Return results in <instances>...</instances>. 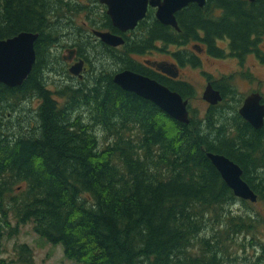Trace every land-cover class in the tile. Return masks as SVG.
Instances as JSON below:
<instances>
[{
  "label": "trees",
  "instance_id": "1",
  "mask_svg": "<svg viewBox=\"0 0 264 264\" xmlns=\"http://www.w3.org/2000/svg\"><path fill=\"white\" fill-rule=\"evenodd\" d=\"M206 1L202 7L221 8L222 16L195 7L188 26L204 27L207 39L227 35L233 49L246 48L252 34L263 33L264 0ZM78 10L72 0H0V38L39 34L28 77L20 86L0 83V250L5 236L31 222L33 232L82 264H233L230 247L246 246L261 253L252 261L245 254L241 264H264L256 235L264 214L253 206L264 207V125L253 131L232 121L237 129L230 131L226 120L182 124L113 83V70L135 67L126 53L134 44L173 42V28L148 15L141 27L151 32L113 56L96 53L101 67L87 82L73 83L65 72L72 83L49 89L42 61L59 34L87 38L69 24ZM33 97L40 100L35 112L15 117L20 102ZM207 152L240 165L256 203L234 195ZM234 203L241 207L234 211ZM18 257L34 264L27 245Z\"/></svg>",
  "mask_w": 264,
  "mask_h": 264
},
{
  "label": "flooded vegetation",
  "instance_id": "2",
  "mask_svg": "<svg viewBox=\"0 0 264 264\" xmlns=\"http://www.w3.org/2000/svg\"><path fill=\"white\" fill-rule=\"evenodd\" d=\"M247 1L249 3L256 2V0L253 2L250 0H245V2ZM100 3L101 2L98 0L94 1L95 6L99 5L103 9L101 10L102 13H98V15L99 19H102L101 22L106 24V28L97 30L110 31L116 35L122 36L125 40L122 45H119V47H113L109 45L106 46V44L97 37L93 38L94 43L97 45L99 44L102 49H106L105 51L111 53L112 56L114 49H118V51L122 52L123 50H126L122 49L123 46H131L132 41L133 43L136 41L138 42V40L147 35L146 33L148 30L146 32L143 30L141 27V20L138 21L137 26L133 30L121 31L120 29L116 28L111 23L112 20L105 11L107 9L106 5ZM217 4L219 5L221 3L217 2ZM222 5L223 4H221V6ZM195 7L204 8L199 7L197 3L191 2L175 13V20H177L178 29L172 27L174 31H172L173 42L170 43V49H163L161 45L162 41L159 38L156 39V43L153 48L139 49L140 47L138 44H134L133 52L128 51L126 53H128L130 57L129 59L132 60L135 67L128 69L153 78L156 80V82L164 84L171 90L180 93L182 98L187 100L186 105L189 118H195L197 120L208 119L212 122L222 121V126H225V120L231 121V123H228V127L235 124L232 121H238L239 127L249 126L253 131L261 129L264 125V121L263 125H261L262 127L255 128L248 120L240 115V109L244 105L246 98L252 94L258 95V102L264 105V31L259 36L252 34L250 36L251 45L247 46L246 48L242 47L233 49L231 45L232 40L229 36L224 35L222 37H216V39L211 37L209 40L206 38L207 32L205 31L206 29L204 27L197 26L193 28L192 26H188V23L190 22L189 19L191 18L190 15H193ZM91 9L93 11V8ZM146 9L147 11L145 17L147 15L153 17L154 22L157 25V19L155 17L156 9H153L151 6H148ZM199 11L201 13H212L214 16L213 19L220 18L224 13L221 8H216L214 11L204 8ZM92 13L94 14V12ZM145 17L142 20H145ZM91 18L95 19L92 16ZM151 29L152 28L150 27L149 32H151ZM159 32L160 31L157 28L155 37H159ZM180 37L183 39H180ZM195 45H198V47L195 48ZM73 46L75 45H69V47ZM75 47H77V56L73 59V62L82 58V61L84 60L85 69L81 72L83 74L81 78L73 76L70 73L69 74L71 78H74L78 81L79 85H82L87 81L86 78L88 73H90L89 71H91L93 68V64L86 54L83 53V51H87L86 49L82 50L81 52L79 51L78 46ZM65 48L63 49L65 50ZM154 62L163 64L164 68H170L173 72V75L164 72L162 69H158L157 66L152 64ZM69 66L70 65L68 64V68ZM113 71L114 72L112 75H114L119 70ZM194 79L199 82L201 88L203 87V90L200 91L202 104L205 106L203 111L197 108L193 103L198 99V95H196L197 92L195 89ZM208 85H211L213 89L219 91L222 97L221 101L216 104H210L202 98L203 91ZM29 99L30 101L34 102V106L31 108V110H29L35 112L40 100L37 98L35 99V97ZM142 99L151 102L145 98ZM151 103L154 104L153 102ZM154 106H156V104H154ZM159 109L162 110L161 108ZM236 126L237 125L235 124L234 127L237 129ZM234 127H230L229 130H236Z\"/></svg>",
  "mask_w": 264,
  "mask_h": 264
},
{
  "label": "water",
  "instance_id": "3",
  "mask_svg": "<svg viewBox=\"0 0 264 264\" xmlns=\"http://www.w3.org/2000/svg\"><path fill=\"white\" fill-rule=\"evenodd\" d=\"M105 4L107 15L111 18L112 24L121 31L133 30L138 21L146 15L147 7L156 9L155 17L163 25L178 29L175 13L191 2L202 7L206 0H99ZM253 2L254 0H250ZM93 36L99 38L103 43L116 47L124 43V38L110 31L94 29ZM39 34L31 31H20L13 36L0 38V83L8 87L20 86L30 74L34 61H36L35 43ZM198 45H195L197 48ZM77 47L65 48L62 61L70 66L69 73L81 78L84 67L82 58L75 60ZM149 63V62H148ZM158 69L173 75L170 68H164L159 62L152 63ZM113 83L120 89L132 92L142 98L150 100L161 108L166 114L175 120L189 123L187 100L182 98L180 93L171 90L164 84L156 82L155 79L146 75L124 69L113 75ZM202 98L210 104H216L222 97L216 89L208 85L203 91ZM259 96L252 94L246 98L244 105L240 109V115L248 120L255 128H260L264 121V105L258 102ZM207 157L211 164L219 172V176L224 180L236 197L251 202L257 201V194L249 187L247 181L242 177L243 170L238 163L228 156L220 153L207 152Z\"/></svg>",
  "mask_w": 264,
  "mask_h": 264
},
{
  "label": "rangeland",
  "instance_id": "4",
  "mask_svg": "<svg viewBox=\"0 0 264 264\" xmlns=\"http://www.w3.org/2000/svg\"><path fill=\"white\" fill-rule=\"evenodd\" d=\"M72 1L78 2V4L80 5V10L73 11V13H69V15L71 16V20H70L71 22L69 24L72 26L74 31L77 28L80 29L82 36L84 34L85 36H87V38H84V36L82 38L74 36L72 30H70L69 34L67 33L59 34L58 40L55 41L53 46L49 49L50 51L48 57H46L44 61H42L43 62L42 67L46 69V72L44 73V77L48 81L46 82V85L51 90H55L57 87L60 88L61 85L63 84L72 83V81L73 83H78L77 80L71 81V79H69L65 75V72L69 71L68 64L62 61L61 56L65 53L63 48L65 47L67 48L69 47V45H75L77 43L79 44L81 43V46H83L85 44L87 46V51H83V53L86 54V56L89 58V60L93 64V68L96 69L101 67V64L100 65L96 64L95 56L97 52L103 53L104 50L101 48V46H99V44L97 45L96 43H94L93 38L96 36H93L94 35L93 30L96 29V26L100 25L99 23L102 21L101 18L99 19L98 13H102L101 10L103 9L99 5L97 6L94 5V1L97 0H72ZM89 7L93 8V11L92 10L91 11L94 12L95 15L89 11ZM88 11L90 13H88ZM91 16L95 19H92ZM90 19H92L93 21ZM168 48L170 49L171 45L170 46L167 45L166 47H163V49H168ZM89 76H92V73L88 75V78H90ZM195 89L197 92L196 95H198V99L195 100L193 103L197 108L203 111L205 106L204 104H202L201 92H200L203 90V87L201 88L197 80H195ZM26 100L28 99H24L22 102H20L19 104L20 107H18L17 109L18 113L15 114V117L18 114L21 115L27 114L34 106L33 101L30 100L26 101ZM2 120L0 119V127L3 126ZM15 121L11 120V122L7 124L12 125L13 122ZM253 206L254 209L264 214V207L262 206V204L256 203L253 204ZM239 207H241L240 204L234 203L233 206L234 211L238 210ZM11 221H12V225L15 226L16 225L15 221L13 220ZM261 223H262L260 227L261 229L256 235L259 238L260 241L259 243L261 245H264V222ZM33 231H34L33 224L31 222H27L16 227V232H14L15 234L11 236H5L3 238V243L0 250V257L5 260V264H24L22 261H19V257H18L20 244L27 245L29 248H31L34 264H82L74 260L67 259L64 256L62 245L50 244ZM244 243L247 244L248 242H244ZM229 251L233 254L232 255L234 258L232 261L233 264H241L243 262L242 259L245 254L248 257V260H251L261 253V249L259 247L251 248L248 246L244 247L243 249L230 247ZM246 264H250V263L247 262Z\"/></svg>",
  "mask_w": 264,
  "mask_h": 264
}]
</instances>
